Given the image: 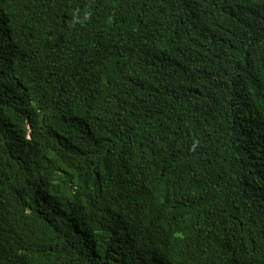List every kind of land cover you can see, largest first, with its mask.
<instances>
[{
  "label": "trees",
  "instance_id": "16d2710c",
  "mask_svg": "<svg viewBox=\"0 0 264 264\" xmlns=\"http://www.w3.org/2000/svg\"><path fill=\"white\" fill-rule=\"evenodd\" d=\"M0 264H264V0H0Z\"/></svg>",
  "mask_w": 264,
  "mask_h": 264
}]
</instances>
